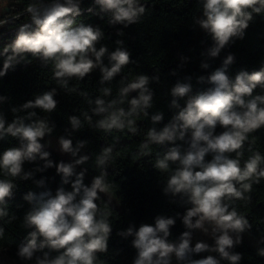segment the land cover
Here are the masks:
<instances>
[{
    "label": "clouds",
    "instance_id": "obj_1",
    "mask_svg": "<svg viewBox=\"0 0 264 264\" xmlns=\"http://www.w3.org/2000/svg\"><path fill=\"white\" fill-rule=\"evenodd\" d=\"M81 2L35 0L28 4L24 12L30 21L19 25L15 38L0 50V56L4 57L0 78L10 70L14 71L24 62L25 55L30 54L45 66L51 63L56 84L65 91L75 92V87H69L72 78L83 81L99 69V83L103 85L119 76L125 66L135 63L121 39L114 42L116 47L112 51L106 45L97 47L104 32L99 26L76 22L82 14ZM201 2L202 14L194 22L211 36L214 43L208 55L213 58L236 39L242 40L254 17L264 14V0ZM94 5L96 7L87 9L88 13L101 19L107 15L109 26L121 25L123 28L137 24L148 8L141 0H94ZM18 19L19 15H6L0 19V28ZM117 35L123 36V30L117 29ZM234 59L233 54H228L210 75L197 77L198 84L209 86L195 93L191 76L177 80L170 89L168 104L169 109L176 111L163 127L157 128L164 121L163 112L150 116L153 126L147 130L137 156L151 155L149 146L152 144L172 145L156 156L153 167L168 173L163 194L174 198L171 203H176L178 197L181 205H189L182 216L177 213L187 230L177 240H170V229L176 219L158 215L154 224L145 223L138 229L130 226L126 231H118L120 237H134L131 241L136 250L133 264H172L173 257L177 264H221L222 261L240 264L242 254L232 250L242 243V234L250 232L252 225L237 211L235 201L250 202L251 197L246 194L252 191L253 184H260L264 179V155L259 151H253L249 146L251 155L241 163L249 134L264 128V94L254 95L257 88L264 93V67L252 72L240 70L232 78L228 70ZM200 66L210 67L208 63ZM176 74L175 70L171 73ZM150 81L158 83L159 74L152 77L139 74L130 81L121 77L119 95L113 99H107L112 95L111 88H101V96L88 99L94 106L90 108L91 115L83 113L84 120L91 127L107 133L127 129L130 134L137 135L139 126L134 117L141 113L149 116L147 110L152 107L154 93L149 88ZM134 92L136 95L132 96ZM57 94V88L53 87L36 94L33 100L11 107L10 111L15 115L10 122L0 112V141L7 137L18 141L17 146L0 153V173L6 177L0 179V220L8 218L11 222L17 218L9 216L7 208L17 188L13 181L32 179L44 190H29L22 197L30 206L23 216V227L29 231L17 245L16 257L23 262L34 261V264H98V253L108 251L113 231L111 211L107 207L101 210L97 201L101 198L100 193L108 192L111 187L106 180L105 165L113 158L114 145L103 147L96 156L95 164L101 171L90 185L84 183L87 169L76 171L77 166L90 159L89 155L76 158L87 141H77L73 147L71 138L60 136V151L75 159L70 163L54 164L41 141L52 135L55 125L39 116L36 109L54 112L59 103L55 99ZM80 95L88 98L86 92ZM185 98L182 107L180 100ZM9 99L0 95V104ZM126 102L127 109L123 107ZM93 116L100 119L93 123ZM68 122L71 131H65L70 137L72 132L81 129L82 121L71 115ZM218 126L223 129L219 134L216 133ZM50 145L49 141L47 146ZM232 153L236 154L235 158L231 157ZM209 155L211 159L207 160ZM37 159L44 161L43 166L24 171L25 162ZM53 167L61 176L55 194L46 186L45 178L34 179L35 172L43 173ZM65 185H70L71 190ZM193 230H201L213 243L197 241L192 246ZM4 233V228L0 227V240ZM259 244H264V236L260 237ZM205 252L217 255L193 259L194 255ZM257 255L264 257V247H257Z\"/></svg>",
    "mask_w": 264,
    "mask_h": 264
},
{
    "label": "trees",
    "instance_id": "obj_2",
    "mask_svg": "<svg viewBox=\"0 0 264 264\" xmlns=\"http://www.w3.org/2000/svg\"><path fill=\"white\" fill-rule=\"evenodd\" d=\"M33 2L35 0H9L0 19L6 15H19V19L10 21L8 25L0 28V50L15 38L19 25L30 21V17L24 12V9ZM50 2L51 0H44V3ZM141 3L148 6L145 15L137 24L123 28L121 25L109 26L107 15L101 19L99 16L88 13L89 7H96L94 0H82L81 2L82 14L76 18V22L99 26L104 32V38L97 47L106 45L109 51H112L116 47L114 42L121 39L132 53L135 63L125 66L121 74L111 82L101 85L99 83L101 73L97 69L83 81L76 78L70 80L69 87H75L77 91H65L53 79L52 64L49 63L45 66L30 54L25 55L24 62L17 65L14 71L10 70L5 77L0 78V95L10 98L7 102L0 104V112L6 115L9 122L15 115L10 111L11 107L33 100L36 94H41L53 87L57 88L58 94L55 99L59 103L56 110L52 113H44L36 109L39 116L49 119L55 125L52 135L46 136L41 143L45 144L47 140L58 139L62 135L72 139L73 147L76 146L77 141H87L88 143L80 149L76 158L82 155L90 156L86 164L79 166L86 168L92 177L99 175L101 171L95 164L96 156L103 147L114 145L113 158L105 165V170L108 174L106 180L111 185L108 192L118 203V206L112 205L100 194L101 198L97 203L101 210L107 207L111 211L110 221L113 231L109 239L108 251L98 253V264H133L136 250L131 246V241L134 237H120L117 232L126 231L130 226L138 229L141 224H154L155 217L158 215L176 219L175 225L170 229V240H177L180 234L187 230L180 216L184 214L189 205H181L178 197L175 198L176 203H171L174 198L170 194L167 196L163 194L168 173L159 172L153 167L156 156L162 155L167 147L172 145L152 144L149 146L151 155L137 156L141 143L146 139L147 130L153 126L150 116L156 112L164 113V121L157 125V128H160L175 113L176 110L169 109L168 104L171 100L170 89L176 81H183L186 76H191L194 93L205 89L209 85L198 84L197 77L210 75L212 71L222 65L223 59L228 54H233L235 58L228 70V74L232 78L240 70L252 72L264 67V14L254 17L245 30V37L242 40L236 39L234 43H230L222 49L218 57L213 58L208 55V51L214 43L211 36L194 22L202 14L201 0H141ZM117 29H122L124 35L118 36ZM3 59L4 57L0 56V67H2ZM105 63H107V58H105ZM202 63H208L210 67L208 69L201 68ZM173 70L176 71V75H171ZM139 74H147L150 77L159 74V82L150 81L149 84L150 90L154 93L152 107L147 110L149 116H144L141 113L134 117L139 126L137 135L130 134L127 129L113 130L111 133H107L91 127L84 120L83 113L87 112L91 115L90 108L94 106L88 103V99L94 100L97 96H101V88H111L112 95L107 99L116 98L122 86L121 77H126L130 81ZM81 92H86L88 98L80 95ZM256 94L264 93L257 88L254 92V95ZM131 95L135 96L136 93ZM186 99L180 100L182 107L185 106ZM123 107L128 108L127 102ZM24 114L18 113V115ZM71 115L80 117L82 127L79 131L72 132L69 137L65 129L71 131V125L68 122ZM98 119L100 117L93 116V123ZM222 130L218 126L216 133L219 134ZM253 140L255 142L251 143ZM17 144L18 141L15 138L7 137L4 141H0V153L8 147L17 146ZM249 146L253 151H259L264 155V128L249 134V140L243 148L242 164L251 155L248 150ZM44 150L50 152L49 158L53 160L54 164H58L60 161L70 163L64 155L54 149L46 146ZM230 155L235 158L236 154ZM72 159L75 158L72 157ZM206 159L210 160L211 156H207ZM43 163L44 161L39 159L31 163L25 162L24 171H33L36 167L43 166ZM172 167L174 168L175 165ZM76 171L79 172L80 169L76 168ZM3 178L6 177L0 173V179ZM41 178L46 179V186L55 194L61 182V176L56 173L55 167L46 169L43 173L35 172L34 179ZM13 182L17 184V188L7 208L9 216L15 215L17 218L11 222H8V218L0 220V227L5 230L4 238L0 240V249H4V251H0V264H34V261L23 262L16 257L17 245L29 231L23 227V216L30 206L22 197L29 190L40 192L44 189L38 188L32 179L14 180ZM84 183L91 184L86 177ZM65 188L71 190L70 185H65ZM246 195L251 197L250 202L237 200L234 206L238 212L246 216L252 225L251 231L247 233L260 238L264 236V179L260 184H253L252 191ZM177 213L180 216H177ZM232 251L242 254L240 264H264V257L258 256L257 250L250 246L243 237L242 243ZM37 255L40 254L37 253ZM52 255H56V253H52ZM193 259H200V257L194 255ZM221 264H228V262L222 261Z\"/></svg>",
    "mask_w": 264,
    "mask_h": 264
},
{
    "label": "rangeland",
    "instance_id": "obj_3",
    "mask_svg": "<svg viewBox=\"0 0 264 264\" xmlns=\"http://www.w3.org/2000/svg\"><path fill=\"white\" fill-rule=\"evenodd\" d=\"M9 4V0H0V15L4 13V10H5V7ZM51 142V145L50 147L47 146L48 145V142ZM45 145L49 148H52L54 150H56L57 152H59L60 154L64 155L67 160H69L70 162H72L74 159H72V156L70 154H67V153H62L60 151V147H59V144H58V139H49L46 141ZM78 169L83 170L84 168L83 167H80V166H77ZM85 177L91 182L93 177L91 176L90 173H86ZM105 199H107L112 205H115V206H118V203L115 201V199L112 197V195H110L109 192H106V193H100ZM242 237L248 242V244L250 246H252L253 248H255L257 250V247H262V244H259L258 245V241L260 238H256V237H253L251 235H249L247 232H245L244 234H242ZM197 241H204V242H207L209 244H212L213 243V240L210 238V236H207L205 234L202 233L201 230H195L194 233H193V238H192V246L195 245V243ZM200 258H204L206 257L207 255H214L213 253H201V254H198ZM197 255V256H198ZM172 264H177V261L175 260V258L173 257V260H172Z\"/></svg>",
    "mask_w": 264,
    "mask_h": 264
}]
</instances>
